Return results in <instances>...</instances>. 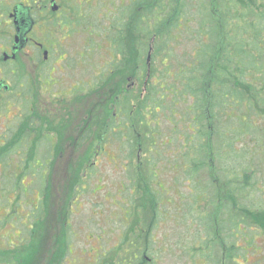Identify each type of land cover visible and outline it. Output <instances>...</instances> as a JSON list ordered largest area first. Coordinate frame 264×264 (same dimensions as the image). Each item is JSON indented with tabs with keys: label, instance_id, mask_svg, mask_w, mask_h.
<instances>
[{
	"label": "flooded vegetation",
	"instance_id": "1",
	"mask_svg": "<svg viewBox=\"0 0 264 264\" xmlns=\"http://www.w3.org/2000/svg\"><path fill=\"white\" fill-rule=\"evenodd\" d=\"M64 1L69 8L75 3L87 5L89 0ZM61 2L62 0H0V29L5 27V31L8 30L11 33L8 39L1 40L0 37V129L3 131L0 133V152L3 153L0 158V193L3 188L8 189V184L12 186L10 183L12 179H19L21 184L22 181L25 183L26 179L33 184L40 183L42 188L35 185L39 189L38 192L41 193L38 210L41 202L47 204L50 200V191L46 188L48 185L46 178L51 170L57 166H59L58 168L84 166L83 181L78 185L77 193L68 206L66 216L68 218H65L62 228L58 225L57 230L60 232L59 238L63 235V229L65 234L67 233L68 239L64 236L63 248L66 243L70 254L73 255V240L70 241L68 237L72 227L69 217L71 214H76L77 210L82 207L79 199L83 195V191L86 190L84 179H88L96 173L89 169L99 166L98 157L105 158L106 155L109 156L106 152L112 151L115 154L113 158L117 161V157H120L117 152H121L123 157L120 159L121 167L128 174L127 185L122 182L121 186L125 198V215L122 226H125L123 232L125 236L127 233L129 235L125 239L128 246L139 247L141 251L144 247L145 226L143 225L142 212L147 205L152 221L148 231L155 232L159 229V223H162L164 219H170L169 217L174 219L175 224L183 223L187 227V264H198L197 262L201 260L203 264H242V260L244 263L258 260L259 256L257 255H255L257 257L255 260H250L251 255H242V239H248L242 232V225L239 223L242 215L241 179L225 178L226 155H224L223 165H220L223 176L212 179L218 190L216 200L212 197L213 194L208 191V186L204 187V184H201V190L203 189L204 192H197L194 190L193 179L185 181L183 176L179 179L178 167L183 165V157L187 155L190 146L185 143L183 125L182 131L179 134L177 132V116L169 115L167 121L173 127L172 131L175 132L174 135L179 138L181 144L165 147L157 143L150 145L149 149L154 150V160H152L151 154L142 152V145L136 146L138 153H136L135 163H140L145 169L148 163L153 162V169H150V174L152 173L153 177L152 179H131L133 172H129V169L132 165L127 159L130 148V145L127 144L129 92L137 93L139 99L145 98L143 92L148 84L146 79L149 78L145 65L150 68L153 50L150 49L147 56L138 51L135 56H131L128 50L121 56L107 51L104 54L105 59L98 65L96 33L92 29L90 31L89 28L82 30L75 24H70L68 18L73 16L67 15L66 11L63 12ZM54 6H57V9H54ZM77 35L83 37V47L81 53H78L79 60L76 67L80 66V61L83 66L72 71L80 72L79 68H81L85 76L80 79L77 76L75 79L73 76V80H71V67L73 66L69 62H71V54L75 53L76 49L72 52L73 49L68 47L67 43ZM17 38H20L18 42ZM22 56H25L34 66L36 74L38 71L40 72L43 76L41 79L22 76L20 64H17ZM131 58L133 59L132 63L134 61L132 67L127 63ZM50 61L54 63L46 75L45 66ZM7 66H10V77H7V72L3 69ZM163 68L167 69L172 76H175L177 71L185 70L181 65L170 66L169 57L158 56V59L154 61L153 84L155 86L165 87L170 82L161 79ZM125 69H130L131 73L126 77L125 75L122 78L117 77V84H121L117 89L111 78H114L119 70ZM125 72L123 71V73ZM56 73H59V76L55 77ZM105 74L106 79L99 81L98 77ZM171 81L178 83V80ZM157 99L161 100L164 97L160 96ZM165 99L174 100L175 98L168 96ZM79 108L82 110H78ZM226 108L225 106L223 108L224 117L226 115L233 118L239 117L236 110L227 113ZM159 121L160 119L157 117L154 123L159 126ZM225 124L226 121L223 119V133L227 136L229 131L227 133ZM233 128L235 132H240L236 124L233 125ZM154 135H160V132L157 130ZM119 136H122V143H119ZM247 140L250 143H247ZM234 149L244 150L246 158L236 160L233 155L234 159L227 160V162L239 174L246 172L250 174L251 179H260V177L257 178V167L264 166V150L258 148L256 139L252 140L250 137L247 139V133H245L243 141L240 137L237 138ZM162 150H166L167 153L160 159L159 153ZM80 151L93 152L91 161L86 163V160L77 156ZM22 152L25 154L21 155ZM8 153L10 155L7 160ZM2 158H4L3 161H1ZM111 159L110 164H112ZM35 166L37 167L35 168ZM167 167H170L174 174L173 184L169 187L164 185V179L161 178L163 170ZM36 172L41 175L39 173L36 175ZM3 179L10 180L4 181ZM197 180L204 181L206 179ZM231 180L234 182H228ZM145 184L149 190L146 193L141 192ZM182 187L187 189L186 193L180 191ZM210 187L215 188L213 185ZM12 189L10 188V190ZM124 189H127L128 192H124ZM220 189H223L224 192H221ZM145 195L148 196L146 199L149 201L145 200ZM210 214L217 238L213 244L219 249V256L211 255L212 252L209 254V251L206 252L208 256H189L190 244L194 245L195 242H200L203 247L206 244L205 229L208 226L204 225L209 221ZM253 226L255 227L252 229L256 231V225ZM193 229H195L194 236L198 239L195 242L189 237V230ZM71 234L76 239L79 237L75 230H72ZM62 253L64 254V251ZM65 256L66 254L61 255L63 264H72V261L74 264L79 263L76 256L68 262V257ZM59 257L56 259L58 260ZM138 257L137 254L136 258ZM35 258L41 260L42 257L36 256ZM45 258L48 263H56L51 256H48V259L47 256ZM98 263L97 257L96 259L91 257L88 264Z\"/></svg>",
	"mask_w": 264,
	"mask_h": 264
},
{
	"label": "trees",
	"instance_id": "2",
	"mask_svg": "<svg viewBox=\"0 0 264 264\" xmlns=\"http://www.w3.org/2000/svg\"><path fill=\"white\" fill-rule=\"evenodd\" d=\"M88 4L75 3L66 7L69 13H65L73 16L68 18L70 24L82 30L92 29L102 41L105 53L110 51L121 56L128 50L133 55L136 50V54L138 51L147 56L150 49L153 50L150 68L145 65L146 73H149L145 98L139 99L137 93L129 92L127 144L130 148L127 159L132 165L129 169V172H133L131 179H152L150 171L154 163H148L145 169L140 163L136 164V146L142 145V152L151 154L154 160V150H150L149 146L158 144L160 137L154 135L157 132L154 121L158 114H163L167 119L169 115L177 116V132L182 131L183 125V137L190 146L183 157V165L178 167L179 179L181 176L185 181L193 179L197 192H204L201 184L208 186V191L216 200L218 190L212 179L223 176L220 165H223L226 155L225 178H240L241 199L252 201L251 195L260 190L255 185L261 179L259 176L258 179H251L246 172L239 174L227 160L234 159L233 155L236 160L246 158L244 150L234 149L237 138L243 141L245 133L247 139L255 138L258 148L264 150V0H89ZM98 14L101 15L98 17ZM94 17L101 23H95ZM189 38L192 40V51L181 58L176 57L172 43ZM158 56L169 57L170 66L181 65L185 68L181 69L184 71L175 72V76L163 68L161 79L171 82L165 87L153 84L154 61ZM171 80H178V83ZM160 96L164 99L158 100ZM168 96L175 99H165ZM224 106L227 113L236 110L239 117H224ZM223 119L227 133L229 131L227 136L223 133ZM234 124L240 132L234 131ZM174 133L172 131L170 138L163 139L158 145L181 144ZM118 139L119 143L123 142L122 136ZM247 143L250 141L247 140ZM117 154L120 156L117 160L123 159L121 152ZM257 159L259 162V156ZM94 168L89 170L94 171ZM261 201V207L252 208L244 204L241 207L239 223L248 239H242L241 251L244 256L256 255L257 242L253 241L255 229L252 227L264 228V214L261 212L264 211V197ZM255 211L260 213L257 216L261 218L254 217ZM204 226H208L205 229L207 240L203 248L198 247V251L208 256L206 252L217 240L211 214ZM125 241L123 238L119 245L106 249L105 256L98 264L153 262L148 248L141 251L139 247L128 246ZM189 248L195 249L190 245Z\"/></svg>",
	"mask_w": 264,
	"mask_h": 264
},
{
	"label": "rangeland",
	"instance_id": "3",
	"mask_svg": "<svg viewBox=\"0 0 264 264\" xmlns=\"http://www.w3.org/2000/svg\"><path fill=\"white\" fill-rule=\"evenodd\" d=\"M61 5L64 11H69H67V3L64 0H62ZM100 15L101 14H98V17ZM94 21L97 24L101 23L97 22L95 17ZM10 36L11 33L8 30L5 31V27L0 29L1 40L8 39ZM82 39L83 37H81V35H77L72 37V40L67 43V45L69 44L68 47L73 49L72 52L76 49V52L71 54V62H69L73 66L71 67V80H73V76L74 78L77 76L78 79L85 76L81 68H79L80 72H78V70L77 72L72 71L73 69H78V67L83 66V63L80 61V66L76 67L78 63L77 61L79 60L78 53H81L83 47ZM97 41H100L97 45V62L99 65L106 56L104 55L105 49L101 44L102 41L100 38H97ZM172 47L175 51L174 55L181 58L192 51V40L181 39L174 41ZM130 55L132 56L131 53ZM20 59L21 60L18 61L17 64H20L19 66L23 77L28 76L30 79H41V77H43L39 71L37 74L35 73L37 72L36 69L30 64L25 56H22ZM132 60L133 59L131 58L127 61L128 65L131 67L134 64V61L132 63ZM53 63V61H50L45 66V73L49 72ZM9 67L10 66L3 67L4 71L7 72V77H10ZM129 70H119L118 74L114 78H111L113 85L117 89L121 86V84H117V77L119 76V78H122L123 75H125V77L127 74L130 75L131 72H129ZM123 71H126L127 73L125 72V74ZM47 74L48 73H46V75ZM57 76H59V73L55 74V77ZM98 79L99 81L106 79V74L104 76H99ZM143 94H146L145 91ZM78 110L82 109L79 108ZM158 118L160 119V125L157 126L156 129L160 132L158 144H161L164 141L163 139L166 140L170 137L172 128L167 121L166 116L158 114ZM1 132L3 131L0 129V133ZM173 145L179 144L178 142H174ZM23 153L24 152H22L21 155ZM92 153L93 152L80 151L77 153V156L82 160H86V163H88L91 161L90 158ZM106 153L109 156L106 155L105 158L98 157L100 162L99 166L93 169L96 173L90 176V178L88 177V179H84L86 190L83 191V195L79 199L82 203V207L77 210L76 214H71L69 217L72 227L70 228L68 237L70 241L73 240V255L70 254L66 243L65 248H63L64 236L67 238V233L65 234V230L63 229V235L59 238L58 235L60 232H57V230L58 225L62 228L65 218H68L66 217L68 206L77 193V188H79L78 185L83 181L81 178L83 177L84 166H65L60 168L57 166L51 170L49 176L46 178L48 183L46 188L50 191V200L47 204L41 202L42 204H40L38 210L37 206L40 202L41 193L38 192L39 189L37 187L42 188V184H33V182L28 179L25 180V183L22 181L21 184L19 179H12L10 182L12 186L8 184V189H2V192L0 193V264H63L61 261V255L66 253L67 255L65 257H68L67 262L72 261L74 256H76L75 258L77 261L79 259V263L77 264H88L91 261V257L95 259L97 257L99 262V260L105 256L106 249L108 250L111 247L113 248L116 245H119L123 238L126 239L129 236L128 233L126 236L123 233L125 230V226H122L125 215V198L123 189L121 188L122 182L127 185L128 174L126 171L124 172L122 170L120 159L116 161V159L113 158L115 157L114 152L111 151ZM166 153V150H162L161 153H159V158L162 159ZM2 154L3 153L0 152V158ZM9 155L10 153L6 155L7 160L9 159ZM110 159L112 164H110ZM3 160L4 158L1 159V161ZM36 167L37 166H35V168ZM40 169L42 170V168ZM172 172V169L167 167V169H164L161 174V178L164 179V185L166 187L173 184L172 177L174 174H172ZM37 173L39 172H36V175ZM14 174L13 170V175ZM39 175H41V173H39ZM258 176L261 180L255 185V187L260 190L255 191L256 188H254L255 194L251 195V198H253L252 201L249 199H241V204L247 205V207H261V199L264 197V166L257 167V177ZM3 180L9 181L10 179ZM244 181L247 180L244 179ZM35 185L37 187H35ZM14 187H16V190H14ZM10 188L13 189L10 190ZM146 189L147 185L145 184L141 192L146 193ZM240 189H242V187ZM220 190L221 192H224L223 189ZM180 191L186 193L187 189L182 187ZM124 192H128V190L124 189ZM136 192L138 191L136 190ZM172 193L174 194V192ZM147 197L148 196L146 195L144 196L145 200L149 201V199H146ZM146 201H144L145 204ZM261 212L264 214V211ZM142 214L144 220L143 225L145 226L143 233V235H145L143 236L144 247L142 248H148V251H150V255L153 259L151 264H187V227L183 223L175 224L174 219L169 217L172 221L170 219H164L162 223H159V229L155 232L151 230L148 231L149 224L152 221L147 205ZM258 214L260 213L255 211L254 217H258L259 219L261 216H257ZM71 229L78 233L79 237L77 239L71 234ZM194 230L195 229L191 231L189 230V237L195 242L198 241V239L194 236ZM253 236V241L257 242L255 249L256 253L254 252V254L259 256V258L258 260H255L257 257L251 255L250 260H255V262L253 261L250 264H264V228H257ZM31 240L35 241L30 242ZM30 243L32 244L30 245ZM190 246L195 249L193 250L192 248H189V256L202 255V252L198 251V247L203 248L200 242H195L194 245L190 244ZM217 249L216 245L213 244L208 250L209 254L212 251V255L219 256V249ZM63 251L64 254L62 253ZM203 251L205 252L206 250L203 249ZM36 256L42 257L41 260H36ZM46 256L47 259L48 256H51V258L53 257V261L56 263L46 262ZM58 256L60 257L57 260L56 257ZM197 263L203 264V261L201 260ZM72 264H74L73 261ZM242 264H245L244 260H242Z\"/></svg>",
	"mask_w": 264,
	"mask_h": 264
},
{
	"label": "water",
	"instance_id": "4",
	"mask_svg": "<svg viewBox=\"0 0 264 264\" xmlns=\"http://www.w3.org/2000/svg\"><path fill=\"white\" fill-rule=\"evenodd\" d=\"M54 9H57V6H54ZM18 37V36H17ZM20 40V38H17V42Z\"/></svg>",
	"mask_w": 264,
	"mask_h": 264
}]
</instances>
